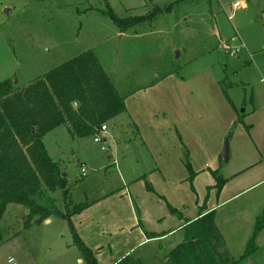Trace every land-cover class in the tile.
<instances>
[{"label":"rangeland","instance_id":"rangeland-1","mask_svg":"<svg viewBox=\"0 0 264 264\" xmlns=\"http://www.w3.org/2000/svg\"><path fill=\"white\" fill-rule=\"evenodd\" d=\"M237 1L246 5L235 7ZM170 5L171 12L165 11ZM155 7L162 8L163 13L127 31H121L108 13L112 10L122 18L147 16ZM88 50L99 56L115 88L125 98L136 126L131 124L128 114L123 113L105 123L109 130L105 143H95L94 136L73 139L66 125L45 136L44 143L52 159L68 174L69 188L65 195L62 191L48 194L64 213L68 211L67 205L72 209L83 202L92 206L97 204L92 192L98 199L102 196L101 177L107 184L113 181L119 188L123 187L118 183L116 166L128 173L131 158L137 161L141 157L142 152L137 153L136 139L144 133L150 136L146 129L149 130L150 125L148 108L151 102H157L163 113L167 111L164 120L171 123L168 110L175 103L172 97L183 94L180 87L184 85L216 83L228 94L231 92L238 109L230 107L239 115L247 111L241 116L246 127L233 126L224 140V147L226 142L230 144L228 161L222 160L221 153L219 164L204 172L211 182L213 180L212 184L219 182L212 171H217V176L225 180L260 160L258 140H264V111L254 114L249 105L246 108L240 103L245 98L247 104L253 98L251 85L256 89L259 106L264 104V0H0V83L7 79L17 80L15 85L23 88ZM210 89L215 96L214 86ZM195 105L199 111L198 104ZM158 118L161 120L162 116ZM252 124L259 128L253 135L250 134ZM111 135H120L116 146L112 145L116 153L115 166L107 158L113 151L101 148V144L109 147ZM83 164L91 169L88 177L82 176ZM103 165H108L103 172H108L109 181L99 171L105 168L101 167ZM244 172L241 173L243 185L260 176H244ZM87 178L94 188L86 187V183L89 184ZM145 181L146 185H151L148 179ZM199 182L202 205L196 211H204L208 206L205 196L209 194L207 186L210 182L206 175ZM231 192L232 188L223 193L222 198ZM248 196L246 194L241 200ZM120 206V218L113 220L115 227L121 224L119 227L115 229L113 222L103 221L106 225L111 224L113 235L107 238L109 241L103 240L109 245L97 258L101 264L118 260L119 254L136 240L135 233L129 230L131 221L124 201ZM226 208L220 214H224ZM28 213L29 210L21 205H9L0 222L3 237L0 264H83L78 260L81 252L72 241L66 220L52 216V221L26 229L24 222ZM176 214L181 217L187 215V211L180 209ZM121 227L123 229L119 230ZM244 235H247L245 229L238 232L235 239L230 238L236 258H240L246 249V244L242 246ZM184 239L181 231L170 241L178 242V245ZM260 244V248L257 246L252 255L239 264H264V237ZM138 254L139 251L131 256L136 259ZM11 258L13 261L10 262Z\"/></svg>","mask_w":264,"mask_h":264},{"label":"crops","instance_id":"crops-1","mask_svg":"<svg viewBox=\"0 0 264 264\" xmlns=\"http://www.w3.org/2000/svg\"><path fill=\"white\" fill-rule=\"evenodd\" d=\"M244 5L246 3L242 2V6ZM212 86L216 90L215 96H212L210 92ZM249 86L253 90V98H250L247 104V100L245 101L244 98L241 100L240 105L245 104L246 108L249 105L251 107L249 110L251 109L254 114H259L264 111V104L259 106V101L255 97L256 89L251 85ZM180 90L184 93L173 95L172 101L175 100V103L168 110L171 115L169 117L171 123H166V120H164L167 118V111L163 113L157 102H151L148 108L150 125L149 130L146 129L150 136H146L144 133L143 137L136 139L138 141L137 153L142 152L141 157H138L137 161H132L131 158L128 173L127 170L118 169V166H116L118 183H121L123 187L119 188L113 181H109L108 172H103V170H107L108 165L101 166L105 168L98 170L105 175V180L109 181L107 184L101 177L102 196L98 199L97 194L92 192L93 199L96 200L97 204L93 206L90 204L83 212L71 217L79 236L94 251L96 259L98 256L103 255L104 249L109 245L103 240L109 241L107 238L113 235L111 224L106 225L103 221L108 220L112 223L113 220L119 219L122 210L120 205L124 201L131 221L129 230L130 233H135L136 240L131 247L119 254L118 260H114L109 264H115L122 260V257L131 256L132 253L138 251L139 254L135 258L141 260L142 264L147 262L150 264H165L169 260V253L178 243H172L170 241L171 237L177 236L181 231L184 232L187 223L195 220L202 213L199 209L197 212L196 209L202 205L199 181L204 175L209 179L210 185L207 186L209 194L205 196V204L208 202V206L203 210L204 212L215 210L217 224L226 238L231 254L233 255L230 238L235 239V235L245 229L247 235L242 236L241 239L243 240L242 246L246 244L247 247L252 237L257 220L264 210V140L261 138L258 140V149L261 153L260 160L250 166L247 169L249 171L242 169L232 175L231 178H226L222 190L218 193L216 184H212L213 180L211 182L209 175L204 174V172L206 169H210L212 165L217 166L219 164V154L224 151L223 143L230 129L235 125L242 128L246 127L245 120L242 117L247 111L239 115L235 111L238 108L234 104L235 101L232 100L231 92L228 95L231 97L232 105L227 103L224 90L221 87L219 88L216 83L212 85V83L201 82L198 85H184V87H180ZM195 104H198L199 111L196 110ZM173 105L174 107H172ZM230 106L235 107V109ZM126 108L128 111L125 113L128 114L131 124L136 126L133 123V116L130 114L127 103ZM153 110L154 112L151 113ZM161 116L162 119L159 120L158 117ZM222 122H224L223 125ZM252 125L250 134L253 135L259 128H256V124ZM219 126L221 130H219ZM119 137L118 135H111L109 139L111 142L109 148L113 152L107 158L114 166L116 163L113 159L116 153L112 145L116 146L115 144L120 140ZM125 141L128 140L125 138ZM128 148L132 149L129 145ZM187 163L191 165L192 170L195 172L192 180L189 179L190 172ZM90 172L91 169L85 177H88ZM242 172H244L242 174L244 176L249 174L260 176L243 185ZM147 173L151 175H147ZM66 176L68 177L67 173ZM146 179L149 180L151 185H146ZM86 181L89 183H86V187L94 188L90 179ZM231 188L233 192L222 198L223 193L231 190ZM254 193L259 195H254ZM246 194H249V196L241 200ZM85 197L88 198L89 195L85 194ZM117 197L123 199H117ZM107 201L108 203H106ZM226 206L225 213L220 214L224 212L221 210ZM180 209L187 211V215L178 217L176 213ZM52 220L53 218L49 219V221ZM112 225L115 227L114 222ZM118 229L121 230L123 227ZM150 233H154L158 237L150 238L148 236ZM256 236V243L260 248L261 239L264 237V227ZM125 239L129 240L130 238L125 236ZM119 246L121 244L117 245V247ZM78 260L83 264L86 262L82 254ZM99 264L101 263L99 262Z\"/></svg>","mask_w":264,"mask_h":264},{"label":"trees","instance_id":"trees-1","mask_svg":"<svg viewBox=\"0 0 264 264\" xmlns=\"http://www.w3.org/2000/svg\"><path fill=\"white\" fill-rule=\"evenodd\" d=\"M171 5L165 11L171 12ZM155 7L149 15L122 18L114 11L110 17L121 31L152 21L163 13ZM225 98L232 101L224 89ZM125 98L115 88L98 55L93 50L61 63L47 71L29 85L19 88L7 79L0 83V222L10 204L29 210L25 228L41 225L51 218L69 223L72 241L87 264H99L94 251L82 241L71 217L80 214L89 204L74 205L68 211L60 210L49 193L67 192L68 178L63 176L60 164L54 161L44 143L45 136L63 125L73 138L92 137L103 124L127 112ZM192 180L195 172L187 163ZM218 179V193L225 180L213 171ZM150 190L151 187L148 186ZM45 201V203H42ZM215 210L202 211L184 227V241L168 255L165 264H239L256 250V235L264 227V210L240 258L231 254L226 238L216 223ZM150 238L158 237L154 233ZM0 228V244L2 242ZM115 264H142L130 255Z\"/></svg>","mask_w":264,"mask_h":264},{"label":"built area","instance_id":"built-area-1","mask_svg":"<svg viewBox=\"0 0 264 264\" xmlns=\"http://www.w3.org/2000/svg\"><path fill=\"white\" fill-rule=\"evenodd\" d=\"M235 7H241L242 6V2L240 1H237L235 4H234ZM100 132L95 134L94 135V142L95 143H102L106 141V134L108 133V129H107V125L106 124H103L100 128ZM101 148L103 150H109V147L105 144H101ZM89 169L87 167H85V165H82V176H86L88 173H89ZM9 261H13V258L9 259Z\"/></svg>","mask_w":264,"mask_h":264},{"label":"water","instance_id":"water-1","mask_svg":"<svg viewBox=\"0 0 264 264\" xmlns=\"http://www.w3.org/2000/svg\"><path fill=\"white\" fill-rule=\"evenodd\" d=\"M16 82H17V80L14 83H16ZM225 144L226 145L224 147V151L222 153L221 158H222L223 161L226 162V161H228V158H229V147H230V144H228V142H226ZM63 176H66V173H63ZM47 221H49V219H47L45 222H47Z\"/></svg>","mask_w":264,"mask_h":264}]
</instances>
